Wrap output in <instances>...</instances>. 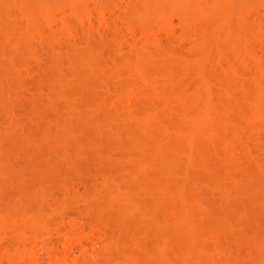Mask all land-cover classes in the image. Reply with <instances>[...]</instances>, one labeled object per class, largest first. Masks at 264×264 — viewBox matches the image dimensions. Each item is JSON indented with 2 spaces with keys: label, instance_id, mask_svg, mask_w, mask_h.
Here are the masks:
<instances>
[{
  "label": "bare ground",
  "instance_id": "obj_1",
  "mask_svg": "<svg viewBox=\"0 0 264 264\" xmlns=\"http://www.w3.org/2000/svg\"><path fill=\"white\" fill-rule=\"evenodd\" d=\"M71 1L65 2H70V6L73 2ZM130 1L120 5L122 8L116 5L120 11L130 12L129 19H124L123 22L127 26L130 39L124 38L117 20L107 21L104 12L110 6L105 4L100 3L97 19L92 18L90 12H86L88 9L83 13L80 7L76 8V2L72 3L68 14L61 11L57 19L55 16L52 19L54 12L51 9L54 7L51 5L54 4H50L48 0L38 3L41 11L36 13L43 18L45 24L50 23V26L53 22L57 25L58 40L71 34V18H76L78 22L73 25L77 24V28L84 31L82 43L91 44V49L89 47L86 50L89 52L87 54L85 48L83 51L78 48L80 44L78 46V43L64 39L66 43L74 44L73 47H77L79 51L66 50L64 54L61 52L63 57L61 50L56 51L59 59L53 63L52 68L55 71L50 76L51 82L48 80L50 84L45 88L48 92L51 91L50 94L46 91L49 95L52 92L55 95L44 96V90L38 91L42 95L35 91L37 97L55 99L50 107L55 108L56 112L61 109L58 100L62 95L69 100L63 98L64 104L71 105L70 101L78 103L77 106L80 107L75 108L78 111L75 113L79 117H75L84 115L82 118L85 123L81 121L78 130L73 131L64 124L67 119L65 122L61 120L63 123L54 124L61 131L60 135L51 134L47 129L50 127H43L47 131L43 129L39 139L34 138L32 142L38 149V146L42 147L45 143H50L47 144L49 146L56 144L61 154L70 155L67 157L74 161L72 163L86 160L85 154L91 150L97 153L94 156L100 160L96 158L99 163L109 167L117 166L106 169L108 172H102L104 174L101 173L100 178L95 179L96 184H91L94 188H87L86 184V189L82 186L84 193L88 189L90 193V196L87 193L89 197L85 200L88 203L84 204L93 211L90 216L77 219L74 226L62 228V235L60 232L59 235H53L58 236L55 240L50 236L54 230L59 231V228L54 229L60 225L56 223L59 220L58 213L77 202L81 203V198H86L81 197V189H76L75 195L72 193L77 195L73 198L69 191V188L73 189V185L69 184L72 187H67V182L66 185L61 182L64 189H68L64 190L67 191V195L64 194L67 203H56L57 206L53 201L51 204L54 203V206L45 201L44 192L39 191L37 193L41 199L33 203L20 200L14 206L5 208L0 202V238H6L9 233L15 238H12L13 242L11 239V242L6 240L9 244L0 250V264H40L43 259L39 261V258H44L46 264H124L120 258L124 257L126 250L123 249H127L126 246L129 245L134 246L128 252L129 260L133 259L131 264H243V249L248 250L252 240L246 245L250 237H241L240 230H246L245 234L256 230L259 237L255 239L253 232L249 235L253 236V243L264 251V44L260 43L261 38L258 36V33L264 32V0H249V3L246 1L247 3L241 5L242 19H238L239 16L236 21L224 16L226 21L222 22L227 24L221 22L223 18L217 19L216 14L223 17V12L231 10L232 0H147L146 4L141 0L142 5L135 2L138 0L135 3ZM166 2L171 8L174 6L176 11L159 12L156 9L162 4L166 6ZM57 7L53 10H59L60 7ZM140 7L147 10L140 12ZM27 11L29 9H26L25 14H31ZM138 13H142V16H137ZM173 19L177 21V29L174 28ZM223 24L227 28L226 34L225 30L224 34L221 30L218 32L221 35L214 36V27L215 30L220 29L219 26ZM103 25L111 28L113 39H109L114 41H111L112 44L116 43L112 51L111 46L100 47L101 51L98 49L101 44L97 42L98 36L105 35L100 31ZM211 30L215 39H209L208 31ZM31 32L32 30V35ZM11 35H8L9 38ZM69 35L67 36H73ZM95 35L97 43L92 44ZM8 36L5 37L8 39ZM163 37L178 43L183 49H188L194 55L192 57L187 54L196 61L195 66H189V58L179 53L181 48L180 51L174 49V42H163ZM18 40L23 41L22 44L28 42L19 36L13 41L17 44ZM53 40L56 41V37ZM166 41L169 45H174L167 46ZM200 42L207 44L202 46ZM20 44L21 42L18 45ZM207 46L214 47L213 52ZM61 49L64 51V47ZM106 49L111 53L117 52V55L119 52V58H116V54L115 58L108 57V52L103 53ZM237 62L240 68L235 66ZM204 70L211 72H208L209 77H204L207 74ZM159 76L169 79V82H163ZM246 79L253 82V86L250 87L251 83L248 86L244 84ZM72 89L76 90L72 92ZM124 109H127L126 112ZM218 118L236 123V130L226 133L229 138L226 142L221 141L223 138H217L218 131L213 124ZM83 130H87L86 134L91 136L84 135ZM12 132H8V137L16 136L14 133L11 135ZM121 136L127 141L122 142ZM2 137L3 131L1 133L0 129V140ZM83 137H89L88 141L87 138L82 140ZM13 139L7 140L10 142ZM95 141L100 144V150L96 149ZM126 142H130L129 145ZM127 146L129 151L125 149ZM120 148L124 154H129L124 155L121 151L117 154ZM114 153L115 156L119 155L116 157L120 165ZM91 154L92 152L90 156L93 155ZM237 161L238 164L234 165ZM48 165L50 166L49 163L42 166L43 169L45 166L49 168L48 181L51 175L54 180L59 173L62 177V169ZM200 170L207 173L203 179L196 178ZM1 174L3 175L0 172V176ZM81 204L84 205L83 202ZM149 237L155 240L143 244V240ZM223 248L226 250L224 256L221 252ZM254 249L252 252L256 250ZM140 251L144 252L143 257H138ZM248 259V264H264V254L256 260Z\"/></svg>",
  "mask_w": 264,
  "mask_h": 264
},
{
  "label": "rangeland",
  "instance_id": "obj_2",
  "mask_svg": "<svg viewBox=\"0 0 264 264\" xmlns=\"http://www.w3.org/2000/svg\"><path fill=\"white\" fill-rule=\"evenodd\" d=\"M42 3V0H0V129H1V133H2V131H3V137H2V141L0 140V146H1V150H0V153L1 152H3V154H0V172L1 173H3V175L2 176H0V202L2 203V206L3 207H9V206H14L15 205V203L17 202V201H27V202H34V201H36V200H40L41 198H39V196L40 195H38V191L39 192H44V194L45 195H43L44 196V199H45V201H47L50 205H52L53 204V206H54V203H55V205L57 206V204L56 203H62L63 201V203L62 204H65V203H67V198L65 197L66 195H67V191H68V189H67V187H72V186H70V185H73V189H74V191H73V189H71V188H69L70 190V193H71V196H74L75 194H77L76 192H75V190L77 189H81L80 191H83L84 190V188L82 187V186H84L85 187V185L84 184H86V187L87 188H94V187H92V185L93 184H96V183H94V182H96L95 181V179H97L99 176H100V174L102 173V172H108L107 170H109L110 169V167L108 166V165H106V164H102V163H99L98 161H100V160H98V158L97 157H95L94 156V154L96 155L97 153H93L94 151H91V150H89V151H87V153L85 154L86 156V160L85 159H81L80 161L81 162H79V164H81V165H79V164H77L76 162L75 163H72V162H74V161H71V160H69L68 159V157H67V155H69V154H61L59 151H60V149L58 150V147H57V145L56 144H54L53 143V145H47V144H50V143H45V144H43V146L41 147V145H40V143H39V145L40 146H38V147H40L39 149L37 148V146L35 147L34 146V142H32V140L35 138H38L39 139V137L41 136L40 134H42V130L44 129V131H47L46 130V128H43V127H50V128H47V129H49L48 131H51L52 133L51 134H54V133H59V131L60 130H58L59 128H57L56 126H54V124L56 125L57 123L58 124H61V123H63L62 121H64L65 122V120H66V123H64V124H67L69 127H71L72 129H73V131H75V130H78V126L80 125V123H81V121L83 122L84 121V115L83 116H81L80 114V118H78L79 116H78V114H76V113H78V111L76 110L78 107H80L79 105L77 106V104L78 103H72V101H70L71 102V105L69 104H64V100H63V98H65V96H61L62 97V99H61V97L59 98V96L57 97V98H59V100H58V105L61 107V109H57V112H56V109L55 108H51L50 106H51V104H53L54 103V101H55V99L53 100V98H51V99H49V98H42L41 96V98L40 97H37V93L35 92L36 90H37V92L38 91H42L43 92V90L46 92L47 90L45 89L46 88V86L48 87V85L50 84V79H51V77L50 76H52L53 74H54V67L52 68V66H53V63L54 62H56V60H58L59 58H58V55H57V53H56V51H58V50H61L60 51V53L62 52L63 54H64V52L66 51V50H74V49H76V50H78L79 51V49H81V51H83L82 49H84V51H86L87 49L89 50V47H90V49H91V44H88V45H86V44H84V42L82 43V35L84 34V31L82 32L81 31V29L78 27L77 28V24H76V26L75 25H73L74 23H77L78 22V19H76V18H71V24H72V26L73 27H71V30H69V31H71V34L69 35V34H67V35H69V36H71V35H73V36H71V37H68L67 35V37L68 38H66V36L65 37H63L62 39L61 38H59V39H61V40H58V38H57V28L58 27H56L57 25L56 24H53V22H52V26L50 25L49 26V24L47 25V24H45V22H44V20H43V18L42 17H40V15H38V13H36V11H41V9H39V7H40V5L38 6V3H40V2ZM44 1V0H43ZM46 1V0H45ZM66 0H48V2L50 3H52V4H54V5H51V6H53L54 8L56 7V8H58L57 6H59L60 8H59V10L58 9H56L57 11H54L53 9H51L53 12H54V14H52L53 16H52V19H57V17L58 16H60V14H61V11L64 13V14H68L70 11H71V8H72V5L74 4V6L76 7V8H79L83 13H85V11H86V9H88L86 12H90L89 14H91L90 16L93 18L94 17V19H97V16H98V13L100 12V9H101V7L99 6L100 5V3L101 4H105V5H107V7L108 6H110V7H108V8H106L105 9V17L106 18H108L107 19V21H118L119 22V24H120V26H121V32H123L122 34L124 35V38H129L130 39V34L127 32L128 30L126 29L127 28V26H125L124 25V19H129V17L131 16L128 12H123L122 10V12L119 10V8L117 9V7L119 6V7H121L122 8V6H123V4L127 1V0H76L75 2H74V0H72L71 2L73 3H71V7L70 6H68V4H70V2L69 3H67L68 2V0H67V2H65ZM79 1V2H78ZM83 3H82V2ZM93 1V2H92ZM102 1H104V2H102ZM106 1V2H105ZM111 1V2H110ZM116 1H117V3H116ZM122 1V2H121ZM128 1H130V0H128ZM135 0H132V1H130L131 3H133ZM139 1V2H138ZM138 1H135L136 3H141V0H138ZM229 1V0H228ZM248 2L249 3V0H232V3H231V6L233 5V7H230V8H232L231 10L229 9H227L228 11V13L226 12V13H224L223 12V17L220 15V14H216V17H217V19H219V18H223V20H221V22L222 21H226V18H228L229 19V17H230V20H236L237 21V18L238 19H242V6L241 5H243V4H245V2ZM253 1V0H252ZM3 2V3H2ZM81 2V3H80ZM87 2V3H86ZM134 2V3H135ZM144 2V3H143ZM146 2H147V0L146 1H142V3L143 4H146ZM231 2V1H230ZM246 2V3H247ZM33 3H36V4H33ZM40 3V4H41ZM48 3V4H49ZM50 3V4H51ZM84 3H86V4H84ZM93 3H96V4H93ZM99 3V4H98ZM121 3V4H120ZM142 3H141V5H142ZM49 4V5H50ZM115 4V5H114ZM224 4H226V3H224ZM36 5V6H35ZM79 5V6H78ZM82 5V6H81ZM87 5V6H86ZM116 5H117V7H116ZM120 5H122V6H120ZM163 5V4H162ZM162 5H159L158 7H156V9L159 11V12H162V11H165L166 10V12H169V11H176V9H175V7L173 6V8H171V6H169L168 4H167V2H166V6H162ZM228 5V4H227ZM229 5H230V3H229ZM36 7V8H35ZM85 7V8H84ZM111 7H112V9H111ZM113 7H116V8H113ZM143 7V6H142ZM146 8V7H145ZM227 8V7H226ZM226 8H225V10H226ZM26 9H29V11H30V13L32 14H25V11H26ZM62 9V10H61ZM69 9V10H68ZM78 9V10H79ZM84 11H83V10ZM154 9V8H153ZM173 9V10H172ZM221 9V8H220ZM220 9H218V10H220ZM34 11V12H32V11ZM49 11L50 13L52 12V11ZM142 10H143V12H144V8H142L141 9V7L138 9V11H140V12H142ZM147 10V9H146ZM145 10V11H146ZM156 10V11H157ZM224 9H222V11H223ZM29 11H27V12H29ZM120 11V12H119ZM52 12V13H53ZM60 12V14H58ZM66 12V13H65ZM219 12V11H218ZM221 12V11H220ZM47 13V12H46ZM33 14H36V15H33ZM42 14V13H41ZM88 14V13H87ZM142 13H138L137 14V16H140ZM147 14V13H146ZM225 14V15H224ZM121 15V16H120ZM212 15V14H211ZM210 15V16H211ZM219 15V16H218ZM261 14H259V16H260ZM29 16V17H28ZM42 16V15H41ZM55 16V17H54ZM119 16V17H118ZM133 16H134V14H133ZM142 16V15H141ZM140 16V17H141ZM215 16V14H213V17ZM226 18H225V17ZM54 17V18H53ZM96 17V18H95ZM116 17H118V18H116ZM212 17V18H213ZM115 18V19H114ZM210 18V17H209ZM264 18V17H263ZM131 19H132V17H131ZM211 19V18H210ZM215 19V18H214ZM229 20V21H230ZM155 21H156V19H155ZM210 21V20H209ZM213 21V20H212ZM219 21V20H218ZM236 21H234V22H236ZM95 22V21H94ZM177 21L175 20V19H173V23H174V28L175 29H177V26H176V23ZM217 22V21H216ZM216 22H215V24H216ZM232 22V21H231ZM55 23V22H54ZM122 23V24H121ZM210 24L212 23V22H209ZM218 23H220V22H218ZM217 23V24H218ZM222 23H224V24H227V23H225V22H222ZM215 24L213 25V26H215ZM223 24V25H224ZM56 25V26H55ZM220 25H221V23H220ZM223 25L222 26H219V27H221L220 29H216L215 30V27H214V30H213V33H214V36H216V37H218L217 36V34H219V35H221L220 33H218L219 31H221L222 30V34H224L223 33V31L225 32V34H226V32H227V28H226V25H224L225 27H223ZM76 28H75V27ZM104 26V27H103ZM102 27H100V31H101V33H104L105 35H103L102 34V36H98L99 37V39H102V41H104V42H102L101 40H97V42L100 44V46H99V48L98 49H100V47H110V50L111 49H113L112 47H114V45H116V43L115 44H112V42L111 41H113L112 39H113V37L111 36L112 34H111V28L109 27V26H107V28H106V25H103ZM139 26V25H138ZM229 26H231V24L229 25ZM233 26V25H232ZM235 27L237 26V25H234ZM109 27V28H108ZM218 27V28H219ZM10 28V29H9ZM12 28V29H11ZM31 28V29H30ZM49 28H51V29H49ZM55 28V29H54ZM74 28H75V30H74ZM213 28V27H212ZM217 28V27H216ZM237 28V27H236ZM10 31H9V30ZM30 29V31L32 30V35L30 34V31H28ZM73 29V30H72ZM105 29V30H104ZM229 29H231V28H228V30ZM234 29V28H233ZM6 30H7V32H6ZM110 30V31H109ZM127 30V31H126ZM6 32V35H5V32ZM13 33H12V32ZM103 31V32H102ZM109 31V32H108ZM10 32V33H9ZM27 32H29L28 34H27ZM68 32V31H67ZM209 33H208V35H210V38L209 39H215L216 37H212L213 36V33H212V30L211 31H208ZM217 32V33H216ZM229 32V31H228ZM231 32V31H230ZM233 32H234V30H233ZM3 33H4V35H3ZM26 33V34H25ZM68 33H70V32H68ZM210 33H212V34H210ZM215 33H216V35H215ZM235 33V32H234ZM10 36V34H12L11 35V37L9 38V36ZM66 34V33H65ZM64 34V35H65ZM107 34V35H106ZM259 35V37L261 38V41H260V43H262V44H264V41H262V40H264V37H263V35L262 34H264V32H260V33H258ZM41 35V36H40ZM231 35H233V34H231ZM8 36V39L6 38V37ZM19 36V38H24L25 39V41H27L28 40V42L27 43H23L22 44V42L23 41H19V43L21 42V44L20 45H18L19 43H18V41H17V44H15L14 43V38H16V37H18ZM31 36V37H30ZM36 36H38V37H36ZM56 37V41L55 40H53L55 37ZM96 37L95 38H92V40L94 39V41H92V42H94V43H92V44H95V43H97L96 42V39H97V35H95ZM111 36V37H110ZM30 37V40L28 39ZM35 37V38H34ZM52 37H54V38H52ZM74 37V38H73ZM76 37V38H75ZM79 37H80V39H79ZM101 37V38H100ZM104 37H107V38H104ZM27 38V39H26ZM33 38V39H32ZM36 38H38V39H36ZM109 38H112L111 40L109 39ZM13 39V40H12ZM64 39H68V40H66V41H73V42H75V44H77L78 43V46H79V44H80V46L77 48V47H73V46H75L74 44H72V43H66V41L64 40ZM72 39H74V40H72ZM22 40V39H21ZM32 40V41H31ZM79 40V41H78ZM163 42H165L164 40H167L168 41V39H166V38H164L163 37ZM218 40V39H217ZM16 41V40H15ZM24 41V42H25ZM54 41H55V43H54ZM60 41V42H59ZM81 41V42H80ZM166 41V42H167ZM170 42H172V40H169ZM168 41V42H169ZM114 42V41H113ZM162 42V43H163ZM166 43L167 44V46L169 45V43ZM174 42V41H173ZM172 42V43H173ZM203 42V41H202ZM202 42H200V44H202V46H203V44H205V43H202ZM32 43V44H31ZM171 43V44H172ZM176 42H174V44H175ZM57 44V45H56ZM68 44H70V45H68ZM98 44V45H99ZM102 44H105L104 46H101ZM108 44V45H107ZM164 45H165V43H163ZM174 44H172V45H174ZM198 45H199V43H197ZM206 44H207V42H206ZM205 44V45H206ZM72 45V46H71ZM81 45H83V46H81ZM85 45V46H84ZM90 45V46H89ZM118 45V44H117ZM172 45H169V46H171L172 47ZM178 46V43L177 44H175L174 45V49H178V51H180L179 53H181V55L183 56H185V57H188L189 58V60H188V62H189V66H191V67H193V66H195V62L193 61L194 59H192V57L194 56L193 54V56L190 54L191 52H189V51H187L188 49H186V48H184V49H186V50H184L183 49V47H181V45L180 46ZM208 45H210V43L208 44ZM56 46H57V48H56ZM67 46V47H66ZM70 48H69V47ZM87 46V47H86ZM93 46H95V45H92V47ZM96 46H97V44H96ZM95 46V48H97ZM166 46V45H165ZM59 47V48H58ZM64 47V51H62L63 49H61V48H63ZM73 47V48H72ZM82 47V48H81ZM116 47V46H115ZM114 47V48H115ZM200 47V46H199ZM206 47V46H205ZM204 47V48H205ZM212 47V46H211ZM181 48V49H180ZM210 47H208L207 46V49H209ZM212 48H214V47H212ZM212 48H210L211 49V51L213 52V50L214 49H212ZM57 49V50H56ZM102 49V48H101ZM101 49H100V51H101ZM123 49V48H122ZM180 49V50H179ZM209 49V50H210ZM76 50H74V51H76ZM96 50V49H95ZM103 50H105V49H103ZM110 50H107L106 49V51H103V53H105V52H108V51H110ZM112 51V50H111ZM127 51V50H126ZM187 51V52H186ZM59 52V51H58ZM87 52V54L89 53L88 51H86ZM184 54H183V53ZM61 53V54H62ZM109 53V55H108V57H114L115 58V56H116V58L118 59L119 57L118 56H120L119 54V52H118V55L116 54V53H111V52H108ZM107 53V54H108ZM189 53V54H188ZM193 53V52H192ZM263 53V54H262ZM262 53H259V55L260 56H262L263 58H264V52H262ZM53 54V55H52ZM59 54V53H58ZM63 54H62V57H63ZM91 54V53H90ZM98 54V53H97ZM110 54H111V56H110ZM116 54V55H115ZM191 55L192 57H190V56H188V55ZM262 54V55H261ZM94 55V54H93ZM95 55H96V52H95ZM99 55V54H98ZM101 55V54H100ZM102 55H106V54H102ZM115 55V56H114ZM180 55V56H181ZM258 55V56H259ZM183 56V57H184ZM59 57H60V55H59ZM100 57V56H99ZM105 57V56H104ZM261 57V58H262ZM55 58V59H54ZM107 60H110V59H108L107 57H105ZM180 58V57H179ZM262 58V59H263ZM101 59V58H100ZM196 59V58H195ZM102 60H103V58H102ZM105 60V59H104ZM182 60V59H181ZM185 60V59H184ZM197 60V59H196ZM51 61V62H50ZM106 61V60H105ZM264 61V60H263ZM107 62V61H106ZM146 62V61H145ZM49 63H51V64H49ZM182 63V62H181ZM47 64H49V66L47 65ZM157 64V63H156ZM184 64H185V62H184ZM238 62L235 64V66H239V68H240V65L238 64ZM51 65V66H50ZM112 65V64H111ZM181 65V64H180ZM187 65V64H186ZM157 66V65H156ZM160 66H161V64H160ZM160 66H158V67H160ZM110 67V66H109ZM66 68H67V66H66ZM112 68H110V70H111ZM236 69H238V68H236ZM206 70V69H205ZM205 70H204V73H207L206 75H204V77L206 76H208L211 72L210 71H206L205 72ZM208 70V69H207ZM112 71V73H113V70H111ZM110 71V72H111ZM203 71V70H202ZM202 71H200L201 72V74H202ZM208 72H210L209 74H208ZM203 75V74H202ZM210 76V75H209ZM208 76V77H209ZM211 76H213L212 74H211ZM161 76H159V78H160ZM158 78V77H157ZM157 79V80H162L163 82H165V83H168L169 81H167V80H169V79H167V78H165V77H162V78H160V79ZM210 78H212V77H210ZM50 82H49V81ZM119 80V79H118ZM121 80V79H120ZM160 80V81H161ZM171 80V79H170ZM247 81H245L244 82V84H247V86L250 84V87L251 86H253V82H250L248 79H246ZM161 81V82H162ZM170 82H172V80L170 81ZM174 82V81H173ZM211 83H212V81H210ZM209 82V83H210ZM208 83V84H209ZM47 84V85H46ZM41 86V87H40ZM48 89V88H47ZM76 90V89H75ZM74 89H72V92H74L75 91ZM71 91V90H70ZM42 92L40 93V92H38V94L40 93L41 95H42ZM44 92V96H45V94L46 95H49L50 93H51V91H47L46 93ZM10 95H9V94ZM13 94H15L14 96H13ZM54 93L52 92V96H54L53 95ZM51 95H49V96H51ZM57 95V94H56ZM13 96V97H12ZM49 96H47V97H49ZM37 98V99H36ZM57 98H56V100H57ZM67 98V97H66ZM65 98V100H68V99H66ZM47 99H49V101H53V102H49V101H47ZM60 99H61V101H60ZM34 100H36V101H34ZM42 101V102H41ZM69 101V100H68ZM67 101V102H68ZM36 102V103H35ZM38 102H40V103H38ZM57 102V101H56ZM42 103H43V106H42ZM55 104H57V103H55ZM62 104H63V106H62ZM73 104V105H72ZM57 105V106H58ZM48 108H46V107ZM76 106V107H75ZM45 107V108H44ZM44 108V109H43ZM57 108V107H56ZM76 108V109H75ZM63 110V112H61V111ZM79 110H80V108H79ZM126 110L127 109H124V112H126ZM76 112V113H75ZM56 113H57V115H56ZM71 113V114H70ZM74 113V114H73ZM72 115V116H71ZM78 116V117H75V116ZM86 116V115H85ZM83 117V118H82ZM46 120H45V119ZM48 118V119H47ZM86 118V117H85ZM221 118V117H220ZM220 118H218V121L216 122V123H214L213 125H215V127H216V129H217V131H218V135H217V138L219 139V140H221V138H223V140H221L222 142H226V141H228L229 140V138H228V136H226V133L227 132H230V130H236V123H233V122H231V120L229 121V120H226V119H224L223 120V118L222 119H220ZM83 119V120H82ZM87 119V118H86ZM62 120V121H61ZM11 121V122H10ZM46 121V122H45ZM73 121V122H72ZM53 122V123H52ZM79 122V123H78ZM230 122V123H229ZM10 123H11V125H10ZM45 123H46V126H45ZM70 123V124H69ZM84 123H85V121H84ZM83 123V124H84ZM49 125V126H48ZM86 124H84V126H85ZM81 126V125H80ZM79 126V127H80ZM8 127V128H7ZM12 127V128H11ZM56 127V128H55ZM232 127V128H231ZM10 129V130H9ZM12 129V130H11ZM222 130V131H221ZM232 130V131H233ZM6 131H8L9 133H10V131H13L12 132V134L11 135H13V133H14V135H16V136H13L14 137V139H13V137H11L12 139H13V141H11L10 140V142L8 141L9 139H11L10 137H8L9 135V133L7 132V139H5V135H6ZM82 131V130H81ZM85 131H87V130H83V132H85ZM41 132V133H40ZM61 132V131H60ZM48 133H50V132H48ZM81 134V133H80ZM83 134V133H82ZM88 134V133H87ZM86 134V132L84 133V135H87ZM40 135V136H39ZM50 135V134H49ZM59 135H60V133H59ZM89 135V134H88ZM53 136H55V135H53ZM91 135H89V137H90ZM17 137V138H16ZM82 137V136H81ZM88 137V138H89ZM123 137V138H122ZM87 138V137H86ZM86 138L84 139V137L82 138V140L84 139V141L86 140ZM88 138H87V141H88ZM121 138H122V142H124V141H127L126 139L124 140V136H121ZM91 140V139H90ZM129 140V139H128ZM17 141V142H16ZM84 141H82V142H84ZM94 141V140H93ZM98 142H99V140H97ZM101 141V140H100ZM103 142V141H102ZM101 142V143H102ZM85 143V142H84ZM93 143V142H92ZM94 143H97L96 141L94 142ZM128 142H126V144H127ZM130 143V142H129ZM129 143L127 144V145H129ZM22 144V145H21ZM103 144V143H102ZM55 145H56V147H55ZM95 145V144H94ZM97 146H96V149L98 148V150H100L99 149V145H98V143L96 144ZM112 145V144H111ZM99 146V147H98ZM103 146V145H102ZM107 146V145H106ZM113 146V145H112ZM122 146V145H121ZM125 146V145H124ZM4 147V148H3ZM108 147V146H107ZM103 148V147H102ZM109 148V147H108ZM107 148V149H108ZM110 148H112V147H110ZM119 148V147H118ZM131 148V147H130ZM115 149H117V148H115ZM121 149V148H120ZM122 149L124 150V148L122 147ZM122 149L121 150H116L117 152V154H119L118 152L119 151H121L122 153L124 152V151H126V150H124V151H122ZM125 149H128L127 151H129V146H127V147H125ZM2 150H4V151H2ZM103 150V149H102ZM114 150V149H113ZM130 150H132V148L130 149ZM9 151V152H8ZM85 151H86V149H85ZM92 152V156H93V158L94 159H92V156H90V153ZM104 151V150H103ZM110 151V150H109ZM109 151H107V152H109ZM126 151V152H127ZM89 152V153H88ZM98 152V151H97ZM115 152V151H114ZM120 152V153H121ZM125 152V154L124 155H126V154H129V153H126ZM131 152V151H130ZM116 153H114L113 155H114V157H116V156H119V155H116L115 156V154ZM122 153H121V155H120V157L122 156ZM87 154H89V155H87ZM100 154V153H99ZM64 155V156H63ZM70 156V155H69ZM72 156V155H71ZM83 156V155H82ZM81 156V157H82ZM98 156V155H97ZM113 157V156H112ZM90 159V160H88V159ZM96 158H97V160H96ZM119 158V157H118ZM112 159V158H111ZM116 159H117V157H116ZM115 159V160H116ZM84 160V161H83ZM96 160V161H95ZM114 160V161H115ZM118 160V159H117ZM83 161V162H82ZM103 161V160H102ZM108 161V160H107ZM113 161V160H112ZM105 162V161H104ZM50 164V166L51 165H54V166H51V168L52 167H54V168H56L57 167V169L59 168L61 171V173L63 174L62 175V177L60 176L61 174L59 173V178L57 177H55V180L52 178V175H51V178L54 180L53 182H52V179L50 178V180L48 181V177H49V175L47 174V171H48V173L50 172L48 169V167L47 166H45L44 167V169H43V165L44 164ZM109 163V162H108ZM112 163V162H111ZM118 163H119V160H118ZM228 163H229V161H228ZM113 164H115L114 162H113ZM117 164V163H116ZM123 164V163H122ZM125 164V163H124ZM127 164V163H126ZM230 164V163H229ZM235 164H238V161L237 162H235L234 163V165ZM118 165H120V163L118 164ZM228 165V164H227ZM233 164H232V166H234ZM49 166V165H48ZM49 166V167H50ZM105 166H107V167H109V168H106ZM117 165H115V166H112L111 167V169H114V167H116ZM126 166H128V165H126ZM105 167V168H104ZM46 168V169H45ZM48 168V169H47ZM50 168V169H51ZM57 169H55L56 171H58ZM107 169V170H106ZM44 170H46V173H45V171ZM51 171H53V170H51ZM55 171V173L57 174V172ZM104 172V173H105ZM198 172H200V174L198 173V175H197V173H196V175L199 177H197L196 176V178L197 179H203V176L205 175L206 176V174L207 173H205V172H203V171H198ZM201 172H203L202 174H201ZM44 173V174H43ZM104 173H102V175L104 174ZM117 173V172H116ZM47 176H46V175ZM51 174H52V172H51ZM54 174V173H53ZM46 177H45V176ZM55 175V174H54ZM53 175V176H54ZM101 175V176H102ZM100 178V177H99ZM60 180V181H59ZM100 180V179H99ZM55 181H57L56 183H55ZM61 182H63L65 185H66V183L65 182H67V184L69 185H67V187H65L66 189H67V191H64V190H66V189H64V186L61 184ZM98 182V181H97ZM53 185H52V184ZM82 184V185H81ZM92 184V185H91ZM83 188H81V187ZM88 186H90V187H88ZM86 187H85V189H86ZM41 190V191H40ZM72 190V191H71ZM89 190V189H88ZM88 190H86L87 192L86 193H84V191L81 193V197H86V198H81V200H82V202H83V204L84 203H86L87 201H85V200H87V198L90 196V193L88 192ZM91 190V189H90ZM62 192H64V193H62ZM166 192H168V191H166ZM70 193L68 194L69 196H70ZM72 193H74V195H72ZM79 193V192H78ZM87 193H89V196H87L88 194ZM64 194H66L65 196H64ZM167 194V193H166ZM173 194V193H172ZM83 195V196H82ZM167 195H170V194H167ZM68 196V197H69ZM77 196V195H76ZM76 196H74L73 198H75ZM80 198V197H79ZM64 199V200H63ZM84 199V200H83ZM57 200V201H56ZM70 200V199H69ZM80 200V201H81ZM54 202V203H52L51 204V202ZM85 201V202H84ZM68 202H70V201H68ZM81 202V203H82ZM80 202L78 203L77 202V204L76 205H74V206H72L71 205V207L69 206L68 208H66L67 210H65L64 209V211L61 213V212H59L58 213V215H56L55 214V217L57 218V216L59 217V220L56 222L57 224H60L59 225V227H57V228H54V229H58L59 228V231H56V230H54L53 231V228L50 230L51 232V236H50V238L51 239H54L55 240V237H58V236H53V235H59V232H60V235H62L61 234V231H62V228L64 229H66L67 227H70V226H74V224H76V221H78L79 220V218H85V216L86 217H88V216H90L91 215V213H92V211L93 210H89V209H87V204H84V205H82ZM88 203V202H87ZM85 205H87V206H85ZM82 206H84V207H82ZM53 209H54V207H53ZM55 211H57V210H55ZM90 211V212H89ZM61 213V214H60ZM61 215V216H60ZM77 217V218H76ZM58 219V218H57ZM56 219V220H57ZM78 219V220H77ZM72 221H74V222H72ZM55 223V225L56 226H58L57 224ZM72 223V224H71ZM70 225V226H69ZM53 227H54V225H53ZM249 229H247V231H248ZM64 231V230H63ZM62 231V232H63ZM256 231V230H255ZM255 231L254 230H251L250 232L252 233L253 232V235H254V238L256 239L257 238V236L259 237L260 235H258V233L256 234L255 233ZM242 232V233H241ZM245 232H246V230L245 231H243V230H240V235H241V237H245V236H248V237H250L251 238V236L252 235H249V234H251L249 231V233H246L245 234ZM259 232V231H258ZM260 233V232H259ZM9 235V236H8ZM7 236H5L6 238H0L1 240H0V247H1V249L0 250H2L3 249V247L6 245V244H9V243H7L8 241H10V239H11V241H12V238H14V236H12V233L10 234H8ZM247 237V238H248ZM150 238L151 237H149V238H146V239H144L143 240V244H149V243H152L155 239L154 238H151V240H150ZM248 239L249 241L248 242H246V245H248V243L250 242V240H252V242H250V244H251V246H250V244L248 245V250H251L252 249V247L253 246H255V249L257 250H255L254 248V252H256L257 254H255L254 252H252V250L251 251H248L247 249V251L245 250V248L243 249V257H242V261H243V264H245L246 262H247V264H248V262H249V259L248 258H251V259H259V258H261V255H263L264 254V251H261L260 250V248H258L257 246H256V244H254L253 243V236H252V239ZM15 239V238H14ZM6 240H7V242H6ZM41 240H43V239H41ZM225 240H227V239H225ZM225 240H224V242H225ZM4 241V242H3ZM10 241V242H11ZM14 241V240H13ZM12 241V242H13ZM149 241V242H148ZM228 241V240H227ZM255 242V241H254ZM228 243L230 244V246H233L234 247V245L232 244L231 245V243L228 241ZM227 243V244H228ZM2 244H4V245H2ZM142 244V245H143ZM225 244H226V242H225ZM254 244V245H253ZM245 245V246H246ZM244 246V247H245ZM249 246H250V248H249ZM127 247V249L125 248V249H123V251L124 250H126L125 251V255H124V259L123 258H120V259H122L121 261H123L124 262V264H131V262L130 261H132L133 259L131 258L130 260H129V257H128V252L129 251H132L133 249H134V246H132V245H129V246H126ZM234 248H232V250H233ZM123 251H122V254H123ZM135 251H137L136 250V248H135ZM222 256H224V255H226V250H225V248H223L222 249ZM259 252V253H258ZM250 254V255H249ZM260 256H259V255ZM142 255H145L144 254V252L142 251H140V253L138 252V257H143ZM228 255V254H227ZM121 257H122V255H121ZM41 259H43V260H41ZM41 260V261H40ZM45 259L44 258H39V261H40V264H46V260H45V262H43ZM127 260V261H126ZM128 262V263H127ZM4 264H6L5 262H3ZM2 263V264H3Z\"/></svg>",
  "mask_w": 264,
  "mask_h": 264
}]
</instances>
